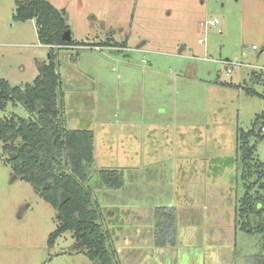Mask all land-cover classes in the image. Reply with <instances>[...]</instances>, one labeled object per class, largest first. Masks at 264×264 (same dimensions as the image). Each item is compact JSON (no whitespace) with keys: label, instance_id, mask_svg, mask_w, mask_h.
<instances>
[{"label":"rangeland","instance_id":"rangeland-1","mask_svg":"<svg viewBox=\"0 0 264 264\" xmlns=\"http://www.w3.org/2000/svg\"><path fill=\"white\" fill-rule=\"evenodd\" d=\"M47 1L73 42L54 63L65 126L94 134L90 183L99 169L123 172L122 188L93 187L118 264H252L264 246L235 225L236 134L254 128L264 162V0ZM16 2L0 0V79L12 87L32 84L50 52ZM11 114L37 117L21 103L0 110ZM8 158L0 143V264H97L70 231L49 246L57 212L13 179Z\"/></svg>","mask_w":264,"mask_h":264},{"label":"trees","instance_id":"trees-1","mask_svg":"<svg viewBox=\"0 0 264 264\" xmlns=\"http://www.w3.org/2000/svg\"><path fill=\"white\" fill-rule=\"evenodd\" d=\"M16 4L17 20H34L39 42L50 52L49 62L39 66L32 84L12 87L7 80L0 79V110H5L8 103H21L30 114L37 115L35 120L16 114L0 118V143L9 155L7 162L13 179L31 184L56 210L58 225L49 237L50 247L61 234L70 231L90 260L118 264L116 250L108 244L101 223L103 216L93 187L120 189L124 186L123 172L99 169L93 186L90 181L94 170V134L86 129H68L64 123L60 76L53 50L73 45L71 39L63 40L68 31L65 11L47 0H17ZM254 136V128L236 134L244 194L235 207V225L245 233L259 234L264 246V162L255 158L257 143L250 142ZM156 217L175 231V216L171 212L158 208ZM169 244L174 245L175 238L163 239L158 245ZM251 261L264 264V254L252 257Z\"/></svg>","mask_w":264,"mask_h":264},{"label":"built area","instance_id":"built-area-1","mask_svg":"<svg viewBox=\"0 0 264 264\" xmlns=\"http://www.w3.org/2000/svg\"><path fill=\"white\" fill-rule=\"evenodd\" d=\"M217 23H218V21L216 19H214V20H211L209 22V25L215 26V25H217ZM225 64H229V63L228 62H225ZM227 73L228 74L231 73V69L230 68L227 70ZM262 131L264 132V126L262 127Z\"/></svg>","mask_w":264,"mask_h":264},{"label":"water","instance_id":"water-1","mask_svg":"<svg viewBox=\"0 0 264 264\" xmlns=\"http://www.w3.org/2000/svg\"><path fill=\"white\" fill-rule=\"evenodd\" d=\"M70 39H71L70 32L67 31V32L63 35V40L66 41V42H68Z\"/></svg>","mask_w":264,"mask_h":264}]
</instances>
